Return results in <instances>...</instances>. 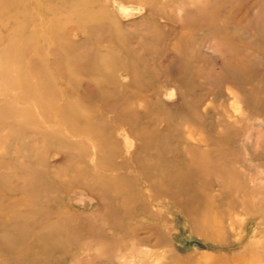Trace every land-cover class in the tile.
Wrapping results in <instances>:
<instances>
[{
	"label": "rangeland",
	"instance_id": "1",
	"mask_svg": "<svg viewBox=\"0 0 264 264\" xmlns=\"http://www.w3.org/2000/svg\"><path fill=\"white\" fill-rule=\"evenodd\" d=\"M263 181L264 0H0V264H264Z\"/></svg>",
	"mask_w": 264,
	"mask_h": 264
},
{
	"label": "bare ground",
	"instance_id": "2",
	"mask_svg": "<svg viewBox=\"0 0 264 264\" xmlns=\"http://www.w3.org/2000/svg\"><path fill=\"white\" fill-rule=\"evenodd\" d=\"M257 176V175H256ZM260 176V175H259ZM257 180V179H256ZM260 182L261 181H259L258 183L260 184ZM263 183H264V181H263ZM262 184V183H261ZM258 185V184H257ZM256 186V185H255ZM264 186V185H263ZM257 187V186H256ZM262 187V186H261ZM258 188H259V186H258ZM264 188V187H263ZM262 195V194H261Z\"/></svg>",
	"mask_w": 264,
	"mask_h": 264
}]
</instances>
